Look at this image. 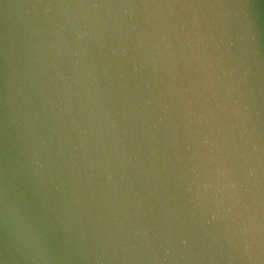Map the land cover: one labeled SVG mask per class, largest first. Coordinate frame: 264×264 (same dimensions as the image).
<instances>
[{
    "label": "water",
    "instance_id": "water-1",
    "mask_svg": "<svg viewBox=\"0 0 264 264\" xmlns=\"http://www.w3.org/2000/svg\"><path fill=\"white\" fill-rule=\"evenodd\" d=\"M0 264H264V0H0Z\"/></svg>",
    "mask_w": 264,
    "mask_h": 264
}]
</instances>
